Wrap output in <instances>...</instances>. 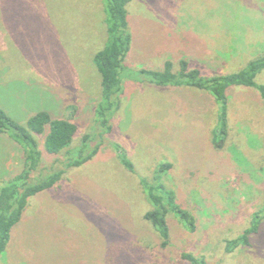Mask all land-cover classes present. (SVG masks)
Wrapping results in <instances>:
<instances>
[{
    "label": "rangeland",
    "instance_id": "obj_1",
    "mask_svg": "<svg viewBox=\"0 0 264 264\" xmlns=\"http://www.w3.org/2000/svg\"><path fill=\"white\" fill-rule=\"evenodd\" d=\"M105 4L0 0V107L23 126L47 112L76 129L56 155L43 148L47 127L34 135L42 160L31 177L61 171V180L27 200L0 264H192L183 253L204 264H264V220L248 246L225 252L226 241L264 208L258 92L227 90L228 132L217 147L214 99L192 87L156 86L146 73L170 62L177 75L181 60L204 77L243 70L264 55V0H132L126 7L130 50L108 134L95 118L100 74L93 61L108 42ZM255 81L264 84V71ZM85 137L96 155L68 167ZM23 159L22 148L0 134V187L20 172ZM162 165L170 166L160 173ZM143 181L170 191L195 231L169 212L170 245L161 248L144 218L151 206Z\"/></svg>",
    "mask_w": 264,
    "mask_h": 264
},
{
    "label": "trees",
    "instance_id": "obj_2",
    "mask_svg": "<svg viewBox=\"0 0 264 264\" xmlns=\"http://www.w3.org/2000/svg\"><path fill=\"white\" fill-rule=\"evenodd\" d=\"M131 1L105 0L108 42L93 57L100 74V100L95 110V118L99 127L103 128L104 134L111 131V116L119 108L123 62L131 44L126 9ZM171 69V63L166 62L163 71H146L148 78L150 77L147 82L156 86H186L207 92L214 99L218 109L217 127L212 135L214 145L217 147L223 146L222 142L226 139L228 132V89L231 87L254 89L258 92L259 99L264 106V84H257L255 81L256 77L264 71V55L249 62L243 70L232 74L204 77L199 70L190 68L185 60L179 62L177 75H174ZM45 127L48 128V132L43 148L49 155L62 152L70 145L76 132L73 124L62 119H52L47 112L37 113L23 126L15 122L0 107V134L7 133L24 152L23 167L20 172L0 187V255L6 248L13 228L21 220L27 200L52 189L61 180V171H51L46 177H42L41 174L38 177H31L42 160V153L34 135L42 134ZM217 138L222 141L216 144L215 139ZM88 142V137H85L81 146L76 149L75 159L68 162V167L83 165L96 155L98 148L89 149ZM114 149L122 154L117 146ZM119 160L127 169H132V165L124 156L119 157ZM169 166L162 165L160 173H163ZM158 178L159 176H156V181ZM141 185L151 206V209L144 214V218L158 232L161 238V248L166 249L170 245L169 227L166 220L169 212L180 219L188 232L195 231L194 219L177 205L174 195L162 184L155 182L150 185L143 181ZM262 220H264V208L253 215L251 224L239 237L226 241L225 252L230 254L239 246H248L249 236L258 231ZM181 257L192 264L201 262L204 264V260L199 262L186 253H183Z\"/></svg>",
    "mask_w": 264,
    "mask_h": 264
}]
</instances>
